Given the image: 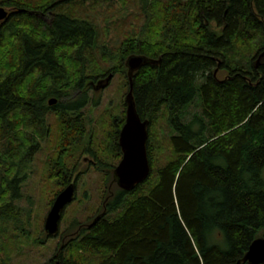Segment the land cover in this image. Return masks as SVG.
Masks as SVG:
<instances>
[{"label":"trees","instance_id":"trees-1","mask_svg":"<svg viewBox=\"0 0 264 264\" xmlns=\"http://www.w3.org/2000/svg\"><path fill=\"white\" fill-rule=\"evenodd\" d=\"M0 6L10 9L0 23V264H13L31 243L17 202L26 168L47 140L58 144L43 214L70 184L77 192L82 174L74 178L70 162L77 152L97 161L105 183L112 174L96 215L48 264H250L245 255L264 238V0ZM133 6L141 24L112 47L111 17ZM89 9L103 17L102 26L83 15ZM133 55L158 61L132 76L137 112L149 122L151 174L124 191L114 172L130 91L125 63ZM110 75L121 80L123 110L101 140V127L89 131L83 110L99 104L89 89ZM194 104L199 111L187 121Z\"/></svg>","mask_w":264,"mask_h":264},{"label":"rangeland","instance_id":"rangeland-1","mask_svg":"<svg viewBox=\"0 0 264 264\" xmlns=\"http://www.w3.org/2000/svg\"><path fill=\"white\" fill-rule=\"evenodd\" d=\"M6 9L10 10L9 8ZM89 10L83 11V15L97 18V23L102 26L103 17L97 16V12ZM117 14L111 17L113 19L117 18L115 21L117 23H112V47L119 43L118 41L123 40L133 26L136 28L141 24V21H139V18L142 16L141 11L135 6H133L131 11L127 14ZM96 86L97 83L92 84L88 93L92 102H94V100H99V104L95 107L93 103H91L83 110L84 120L89 131H93L94 128L97 129L99 126L101 127L99 139L103 140L105 138L103 132L107 134L106 132L112 125L110 120L123 110L121 104L123 92L121 80L118 77L113 78L110 85L104 90L95 91L94 88ZM196 101L197 99L194 103ZM198 111V106L195 104L192 105L186 120H190L192 115ZM99 120H103L102 125ZM56 121L54 116H50L48 119L49 124L53 128L52 131H54L57 125ZM57 144L58 143L52 140L41 143L39 151L34 156L30 165L26 168L27 176L22 189L23 198L17 202V205L23 211L24 221L26 220L29 224L32 240L29 245L20 248V251L16 253L12 262L13 264H48L52 257H56L59 254V250L62 246L76 235L79 226L83 224L87 225V222L92 220L96 215L102 203L103 188L105 184L108 186L111 183L112 174L108 177L110 179L109 182L105 183L104 176L96 170L97 161L90 155H82L80 151L77 152L74 160L70 161L72 166L76 163L74 178L78 174H82L77 186L76 200L66 209L64 219L61 221L59 236L46 239L44 225L51 207L46 210L45 214H43V209L46 205V198L52 195V192L50 194L51 183L47 178V166L48 161L55 155ZM118 164L115 167H117ZM112 188L113 190L116 189L115 186H112ZM75 220L77 221V225L73 226L72 222ZM61 234L65 236L64 239Z\"/></svg>","mask_w":264,"mask_h":264},{"label":"water","instance_id":"water-1","mask_svg":"<svg viewBox=\"0 0 264 264\" xmlns=\"http://www.w3.org/2000/svg\"><path fill=\"white\" fill-rule=\"evenodd\" d=\"M10 14V10L0 6V23L5 21ZM145 56H130L125 63L128 69L130 91L126 96V120L121 129L119 144L122 150V159L115 168L114 177L117 185L124 191H132L139 184L144 183L151 174V164L147 153V143L149 140V122L143 121L136 109V104L132 94V76L146 64H157ZM113 76L100 80L95 91L106 89ZM57 99H51L48 104L54 106ZM76 189L74 184L67 186L58 194L49 211L44 225V230L49 236H56L60 233L62 213L66 207L75 199ZM250 264H264V238L256 239L250 246L244 258Z\"/></svg>","mask_w":264,"mask_h":264}]
</instances>
